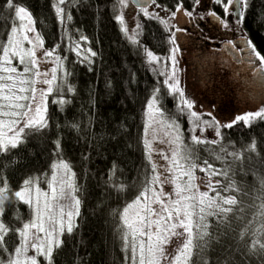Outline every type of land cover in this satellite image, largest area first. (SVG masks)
<instances>
[{"label":"trees","instance_id":"obj_1","mask_svg":"<svg viewBox=\"0 0 264 264\" xmlns=\"http://www.w3.org/2000/svg\"><path fill=\"white\" fill-rule=\"evenodd\" d=\"M14 2L32 13L36 31L43 37L46 49L59 45L57 54L66 57L64 67L71 73L68 83L75 86V92L63 90L64 99L71 101L63 108L52 103L60 93L49 96L48 128L33 132L18 148L0 154V177L7 179L13 192L19 190L29 177L38 178V183L44 187L51 175V165L62 158L75 173L81 204L77 227L71 235L65 233L63 245L54 249L53 264H131L130 252L123 249L118 231L119 213L142 190L145 175L151 171L142 140L145 108L153 90L160 89L159 106L170 119L175 118L179 123L185 144L201 159L224 168L226 163L215 159L220 145H191L192 124L186 110L185 113L179 111L176 97L163 85L164 76L146 63L145 48L159 56L167 55L170 48L168 30L157 20L139 14V39L132 45L115 20L117 0H77L66 9L73 17L66 26L57 20L52 0ZM157 2L171 12L180 0ZM193 2L183 0L189 10ZM200 11L202 13V9ZM244 12L240 28L246 39L264 55V0H248ZM13 23V10L0 0V42L7 40ZM81 36L87 37V41H81ZM203 39L199 36L187 43L181 39L179 43L176 41L184 44L191 55L183 83L189 96L193 97L192 111L201 115L202 120L214 117L227 123L245 113L232 115L229 112L232 108L236 110L240 106L257 111L264 107L260 104L264 98V78L257 75V64L250 69L231 65L219 52H206L201 45ZM73 41H81L86 49L96 53L91 57L92 63L82 62L71 51ZM253 102L255 106L249 107L248 104ZM209 112L212 116L207 115ZM221 132V144L229 152L243 153V161L233 162L231 157L227 158L232 167L229 178L241 189L240 193L233 194L242 202L243 212L232 216L228 226L216 227L215 219L210 217L214 226L210 231L215 239L202 252L194 250L191 264H205V261L207 264H264V254L249 252L248 248L254 239L252 231L264 222L255 218L260 203L256 197L262 191L259 178H264V120L258 119L250 127L241 121L232 128H222ZM196 134H200L199 130ZM203 136L208 140L219 139L214 128H205ZM57 139L62 149L59 156L54 155L53 142ZM253 140L256 141V152L244 151ZM113 164L117 171L109 180ZM197 175L203 176V173L197 172ZM218 178L225 184L228 182L223 177ZM115 184H124V190L117 191ZM31 214L27 204L13 197L6 203L2 219L9 227L17 228L28 221ZM249 220L253 221L251 225ZM245 229H248L247 234L241 239L240 233ZM6 241L5 246L10 252L19 243V238L13 231ZM9 252L0 249V261H7ZM40 264L48 262L42 260Z\"/></svg>","mask_w":264,"mask_h":264},{"label":"snow or ice","instance_id":"obj_2","mask_svg":"<svg viewBox=\"0 0 264 264\" xmlns=\"http://www.w3.org/2000/svg\"><path fill=\"white\" fill-rule=\"evenodd\" d=\"M77 0H52V8L57 20L62 25H67L72 20V15L66 9L75 4ZM139 14L147 19H157L161 24L169 21L160 16L156 9L161 5L157 0H134ZM202 0H194L191 10L185 8L183 0L170 12V19L175 20L178 13L190 18L204 19L203 15L197 16V9ZM5 7L14 11L15 20L7 40L0 42V154L8 153L25 143L26 138L33 132H42L48 128V98L54 93H60L52 103L59 104L61 108L71 101L64 99L63 90L74 93L75 86L68 83L71 75L64 67V59L57 54L59 45L51 49L44 46L43 37L36 31L35 20L32 13L14 0H4ZM121 9L129 7V0H117ZM222 8L223 16L216 11L207 13L223 27L228 28V17L236 15L237 23L242 24L245 18L244 10L248 7V0H214ZM240 5V8H237ZM149 6H153L150 11ZM167 12V9H162ZM120 23L121 31L126 35L129 29L125 24L123 13L115 16ZM171 33L169 43L173 46L167 60L171 62V70L165 65L159 67L162 58L145 48L146 63L157 65L152 70L164 76L163 85L169 94L175 96L180 103L177 105L181 113L189 116L192 124L191 145H220V152L215 153V159L226 163V167L217 168L208 159H201L193 148L185 144L179 123L175 118L170 119L162 107L159 106V88L153 90L145 108V123L143 132V145L145 159L151 171L146 173L142 190L135 199L127 203L119 213L120 224L118 231L123 243V249L130 252L131 264H191L194 250L203 251L215 239L209 218L215 219V226H228L232 216L243 212L241 201L237 195L241 189L235 180L229 178L232 171V161H243V153L229 152L221 144L222 128H232L241 121L250 127L256 120H264V107L254 112L237 115L234 120L221 123L214 117L212 120H202L201 115L192 111L193 103L186 98L184 90L180 87L178 79L177 54L180 49L176 46V33L186 32L187 29L176 27ZM137 23L129 37L134 43L139 35ZM167 30V29H166ZM32 35H29V34ZM67 36V30H65ZM81 41L87 37L81 36ZM249 49V63L256 65L257 75L264 78V55H262L251 40L245 41ZM231 45L232 41H228ZM27 45V47L25 46ZM73 51L82 62L92 63L91 57L96 53L84 49L77 41H73ZM39 53V55H38ZM51 65V67H45ZM44 85L46 87H39ZM212 116V113H207ZM78 127V125H72ZM205 128H214L219 139L208 140L204 138ZM199 130V135H197ZM55 144L54 155L59 156L61 142ZM166 145L158 148L155 145ZM244 151L256 152V141L253 140ZM214 152V150H212ZM220 153H223L221 155ZM158 156L164 163L160 164L154 159ZM117 169L113 164L109 180L115 175ZM203 173V176L197 175ZM218 177L225 178V184ZM38 178L25 179L19 190L12 191L7 179L0 177V249L9 252L5 246L6 237L10 232H15L19 243L9 252L7 261L0 264H39L37 257H43L48 264H53L54 249L63 245L62 237L67 233L71 235L77 227L76 218L80 215L81 200L78 197L80 188L76 184L75 173L71 166L58 159L51 165V175L45 181L47 189L39 187ZM261 194L256 197L260 200L257 205L256 219L264 220V178H259ZM172 186L171 192L165 190L164 185ZM117 191H123L124 184L113 185ZM204 190H201V189ZM27 204L32 211L31 219L23 222L21 227L11 228L2 219L5 205L12 198ZM253 221L249 220L251 225ZM248 229L240 233L241 239L245 237ZM254 239L251 240L249 252L259 251L264 254V222L252 231ZM175 244L174 251H169V246ZM33 251L35 255H30ZM207 264V261H205Z\"/></svg>","mask_w":264,"mask_h":264},{"label":"flooded vegetation","instance_id":"obj_3","mask_svg":"<svg viewBox=\"0 0 264 264\" xmlns=\"http://www.w3.org/2000/svg\"><path fill=\"white\" fill-rule=\"evenodd\" d=\"M199 7L197 9V16L203 15L205 18L202 20L194 18L195 23L190 22V18L184 16L182 13L177 14V20L183 23V25H180V28H185L187 31L177 32L176 41L178 42V40L181 39L187 43L188 41L199 39V36H202L205 39L202 40L201 45L206 48V52H219L220 56H222L226 62L238 68L250 69L254 67V64L249 63V49L245 43L248 39H246L240 28L241 24L237 23L236 15L234 14L227 18L229 27L225 28L211 16L207 15L210 11H216L221 16L224 15L222 8L217 6L214 0H209L201 7L202 13L201 11L198 12ZM237 8H240V5H237ZM228 41H232L231 45L238 53L239 63L234 62L226 52L224 45L228 44Z\"/></svg>","mask_w":264,"mask_h":264},{"label":"rangeland","instance_id":"obj_4","mask_svg":"<svg viewBox=\"0 0 264 264\" xmlns=\"http://www.w3.org/2000/svg\"><path fill=\"white\" fill-rule=\"evenodd\" d=\"M209 0H202V2H201V5H200V9H201V7H203V5L204 4H206L207 2H208ZM152 7L153 6H151L149 9H150V11L152 10ZM116 14H115V16L116 15H118V14H121V13H123V15H124V20H125V24L127 25V27H128V29H129V33H128V35H126V37H127V39L129 40V42L132 44V45H136L137 43H138V36L136 37V41L137 42H133L131 39H129V37L132 35V30H134V29H136V25H137V23H139V21H138V15H139V10H136V9H134L133 8V6L131 5V2H130V0H129V7L128 8H126V9H121L119 6H118V3H117V5H116ZM162 9H164V8H160V9H156V11L157 12H159L160 13V16L161 17H163V18H165V19H168V23L165 25V24H161L160 22H159V20H157V19H155V20H157L161 25H162V27L163 28H165V29H167L168 30V33H169V39H170V36H171V33L172 32H175V28L173 27V24H175L176 25V27H180V25H183V23H182V21H178L177 20V17L175 18V20H172V19H170V12L169 11H167V12H165V11H163ZM200 9H199V11H200ZM198 11V12H199ZM13 14H14V11H13ZM15 15V14H14ZM178 22H179V25H178ZM14 23H16V24H19V21L18 20H15V18H14ZM119 23V22H118ZM119 25H120V23H119ZM120 27H121V25H120ZM137 31H139V29L137 30ZM29 35H32L31 33L29 34ZM81 41H79V43H80ZM81 44V47L82 48H84V49H86V47H85V45H83L82 43H80ZM26 47H27V45H25ZM169 46H170V48H169V51H168V54L167 55H164V56H159V55H157V56H159V57H161L162 58V61H161V64L159 65V67L161 68V69H163L164 67H165V65H167V67L169 68V70H171V62L170 61H168L167 60V57L169 56V54H170V49L173 47L171 44H169ZM176 46L177 47H179V49H180V51H179V53L177 54V60H178V64H177V68H178V73H177V76H178V79H179V81H180V87L184 90V92H185V96H186V98H188V99H190L192 102H193V97L192 96H189V93H187L188 92V90H187V87L185 88V86H184V83H183V78H184V73H185V68H190V66H188L187 65V60L188 59H190L191 57V55H189V53H187V51L185 50V45L184 44H177L176 43ZM38 55H39V53H38ZM156 55V54H155ZM255 63L258 65L259 64V62L258 61H255ZM152 66V68H156L157 67V65H151ZM45 67H51V65H45ZM164 79H165V77H164ZM39 87H46V86H44V85H39ZM195 94H196V92H194L193 91V96H195ZM194 98H196V97H194ZM177 99V98H176ZM262 100H264V98H262ZM262 100H260V104H264V102L262 103L261 101ZM177 101L180 103V101L177 99ZM196 102H197V100H196ZM198 103V102H197ZM255 102H253L251 105L250 104H248V106L249 107H254L255 105ZM196 105V103H194V106ZM231 109V108H230ZM229 112H231V114L233 115L234 113H236V112H245V113H247V112H254V110L253 109H249V108H244V107H238L236 110H234L233 108L231 109V111H229ZM225 113H227V112H225ZM145 119H146V117H145ZM144 123H145V121H144ZM143 132H144V130H143ZM156 147H158V148H166V145H161V144H156L155 145ZM154 159L155 160H157L158 161V163H160V164H163L164 163V161L163 160H160V158L158 157V156H154ZM38 182V181H37ZM39 184V183H38ZM46 185L44 186V187H42V186H40V184H39V187H41L42 189H47V183H45ZM164 188H165V190L166 191H168V192H171V190H172V186L170 185V184H166V185H164ZM32 212V211H31ZM32 215V214H31ZM31 219V218H30ZM29 219V220H30ZM175 247H176V245L175 244H172V245H170L169 246V251L171 252V251H174V249H175ZM29 254L30 255H35V253L33 252V251H31L30 250V252H29ZM37 259H38V261H39V264L41 263V261L42 260H45L43 257H37ZM46 261V260H45Z\"/></svg>","mask_w":264,"mask_h":264},{"label":"water","instance_id":"obj_5","mask_svg":"<svg viewBox=\"0 0 264 264\" xmlns=\"http://www.w3.org/2000/svg\"><path fill=\"white\" fill-rule=\"evenodd\" d=\"M130 2H131V5L133 6V8L138 10L137 4L134 2V0H130ZM150 7L151 6H149V8ZM224 48L226 49V52L232 58V60L236 63H239L238 53L233 49L232 45L226 44V45H224Z\"/></svg>","mask_w":264,"mask_h":264}]
</instances>
